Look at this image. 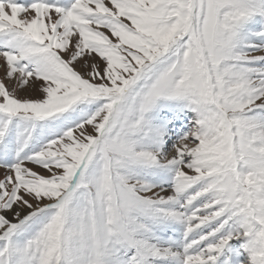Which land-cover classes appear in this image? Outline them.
Returning <instances> with one entry per match:
<instances>
[{"label": "snow or ice", "instance_id": "1", "mask_svg": "<svg viewBox=\"0 0 264 264\" xmlns=\"http://www.w3.org/2000/svg\"><path fill=\"white\" fill-rule=\"evenodd\" d=\"M0 264H264V0H0Z\"/></svg>", "mask_w": 264, "mask_h": 264}, {"label": "rangeland", "instance_id": "2", "mask_svg": "<svg viewBox=\"0 0 264 264\" xmlns=\"http://www.w3.org/2000/svg\"><path fill=\"white\" fill-rule=\"evenodd\" d=\"M3 175V171L2 170H0V176H2Z\"/></svg>", "mask_w": 264, "mask_h": 264}]
</instances>
